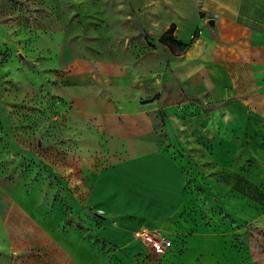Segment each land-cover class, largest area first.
<instances>
[{
	"label": "rangeland",
	"instance_id": "374dc122",
	"mask_svg": "<svg viewBox=\"0 0 264 264\" xmlns=\"http://www.w3.org/2000/svg\"><path fill=\"white\" fill-rule=\"evenodd\" d=\"M201 1L0 0V264H264V186L241 193L190 169L183 204L162 225L125 196L100 211L86 202L94 132L150 129L168 146L161 111L97 107L111 96L106 84L127 99L135 79L164 75L201 25L213 27ZM141 228L169 249L144 245Z\"/></svg>",
	"mask_w": 264,
	"mask_h": 264
},
{
	"label": "crops",
	"instance_id": "0c3cea01",
	"mask_svg": "<svg viewBox=\"0 0 264 264\" xmlns=\"http://www.w3.org/2000/svg\"><path fill=\"white\" fill-rule=\"evenodd\" d=\"M201 11L213 27L201 25L167 73L135 79L127 99L104 86L110 102L102 101L98 115L161 111L168 146L149 138L150 129L94 132L98 155L86 163L98 166L83 184L97 210L121 195L145 212L146 223L162 225L181 208L190 169L241 193L264 186V0H202ZM170 81L175 90L166 92Z\"/></svg>",
	"mask_w": 264,
	"mask_h": 264
},
{
	"label": "built area",
	"instance_id": "2783aa9c",
	"mask_svg": "<svg viewBox=\"0 0 264 264\" xmlns=\"http://www.w3.org/2000/svg\"><path fill=\"white\" fill-rule=\"evenodd\" d=\"M134 236L157 254L165 253L171 245L168 239L147 228L139 229L135 232Z\"/></svg>",
	"mask_w": 264,
	"mask_h": 264
},
{
	"label": "water",
	"instance_id": "95a60500",
	"mask_svg": "<svg viewBox=\"0 0 264 264\" xmlns=\"http://www.w3.org/2000/svg\"><path fill=\"white\" fill-rule=\"evenodd\" d=\"M208 23L210 24V26H213V21L212 20H209Z\"/></svg>",
	"mask_w": 264,
	"mask_h": 264
}]
</instances>
